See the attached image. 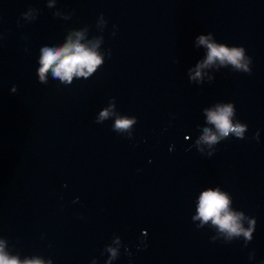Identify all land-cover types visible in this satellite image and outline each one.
Returning a JSON list of instances; mask_svg holds the SVG:
<instances>
[{
	"label": "water",
	"instance_id": "1",
	"mask_svg": "<svg viewBox=\"0 0 264 264\" xmlns=\"http://www.w3.org/2000/svg\"><path fill=\"white\" fill-rule=\"evenodd\" d=\"M200 36L249 71L195 76ZM69 44L100 63L41 82L42 49ZM224 105L242 136L208 120ZM208 190L250 236L196 218ZM0 247L18 264H264V0H0Z\"/></svg>",
	"mask_w": 264,
	"mask_h": 264
},
{
	"label": "clouds",
	"instance_id": "2",
	"mask_svg": "<svg viewBox=\"0 0 264 264\" xmlns=\"http://www.w3.org/2000/svg\"><path fill=\"white\" fill-rule=\"evenodd\" d=\"M198 43L207 46L208 55L204 63L197 67L195 76L200 75L201 67L211 64L215 60H219L221 63H230L237 69L249 71L242 48L230 49L224 45H216L210 42L206 36L198 37ZM99 63L100 60L94 53L84 49L79 44H69L59 49L44 48L40 57L39 78L41 82L46 81V74L51 69L54 77L70 82L73 74L87 75L93 72ZM232 113L231 105L218 106L217 109L208 112V120L215 125L222 137H227L230 133H234L236 136L243 135V126L231 122ZM108 115V110H104L100 113V119L102 120ZM134 122L133 119L126 117L118 118L114 129L127 131ZM202 139L209 144H213L218 137L215 133H211L206 129ZM196 218L201 219L202 222L211 220L213 224L219 226L221 231L226 232L229 237L241 233L246 237L250 236L249 230L242 228L239 222L240 216L229 210L227 196L219 191L208 190L202 193ZM0 264H18V261L14 258L9 259L3 253L2 247H0ZM24 264H41V262L26 261Z\"/></svg>",
	"mask_w": 264,
	"mask_h": 264
}]
</instances>
